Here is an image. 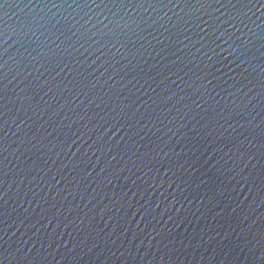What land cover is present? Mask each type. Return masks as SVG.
Here are the masks:
<instances>
[{
    "label": "water",
    "instance_id": "1",
    "mask_svg": "<svg viewBox=\"0 0 264 264\" xmlns=\"http://www.w3.org/2000/svg\"><path fill=\"white\" fill-rule=\"evenodd\" d=\"M0 264H264V0H0Z\"/></svg>",
    "mask_w": 264,
    "mask_h": 264
}]
</instances>
